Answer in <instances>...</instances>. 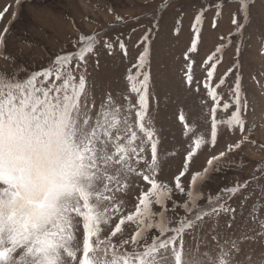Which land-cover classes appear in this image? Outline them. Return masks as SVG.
Here are the masks:
<instances>
[{
	"label": "snow or ice",
	"instance_id": "1",
	"mask_svg": "<svg viewBox=\"0 0 264 264\" xmlns=\"http://www.w3.org/2000/svg\"><path fill=\"white\" fill-rule=\"evenodd\" d=\"M15 3L19 7L22 0ZM257 6L264 9V0H233L230 35L221 34L218 46L198 62L205 21L218 30L225 3L204 0L198 5L175 95H161L152 70L153 33L158 36L160 29L155 12L173 8L172 0L159 5L146 0L142 7L153 10L155 21L150 26L141 25L142 16L115 15L116 23L135 25L133 34L143 29L135 41L128 33H80L71 51L58 53L39 70L20 69L25 74L17 72V65L30 53L21 49L5 55L11 23L0 28V57L11 65L0 71V264H264V216L250 211V230L239 231L237 225L239 210L248 203L247 184L209 197L205 209L182 186L188 163L175 177L174 188L158 180L160 154L167 151L162 147L163 126L158 127L162 108L187 107L189 100L198 99L205 123L210 124L212 147L222 130L239 133L236 142L207 160L209 167L191 175L192 186L251 141L243 37ZM7 12V6L0 11V21ZM173 34L177 39L182 34L175 24ZM236 38L239 44H234ZM128 42L137 49L134 58ZM228 49L232 62L218 74ZM101 52L118 57L121 64L131 61L122 77L123 88L97 94L90 77L101 67ZM256 83L264 93V82ZM179 122L189 145L186 161L191 162L208 141L197 136L193 147L196 133L183 112ZM137 180L147 190L140 191L134 211L124 215L123 198ZM174 191L186 194L187 202L179 205L184 214L175 220L168 216L166 222V201ZM237 196L241 202L233 206L229 198ZM176 208L174 204L171 211ZM126 225L134 226L130 236L125 235ZM153 229L157 235L149 240Z\"/></svg>",
	"mask_w": 264,
	"mask_h": 264
},
{
	"label": "rangeland",
	"instance_id": "2",
	"mask_svg": "<svg viewBox=\"0 0 264 264\" xmlns=\"http://www.w3.org/2000/svg\"><path fill=\"white\" fill-rule=\"evenodd\" d=\"M168 0H154V4L167 3ZM204 0H172L173 8L167 10H157L155 21H159V35L153 33L154 48L152 58V70L156 77L157 88L161 95L172 93L175 95L180 79V69L183 64V53L188 45L191 35L190 25L194 22L193 14L197 11L198 5ZM146 0H22L17 7L15 0H0V11L7 6L8 12L4 21H0V28L5 23H11V30L7 34L8 47L5 55L9 52H16L23 49L30 56H26L23 62L18 63L17 72L20 69L39 70L46 66L48 61L54 59L58 53L71 51L72 41L80 33L92 34L97 31L108 33L115 37L117 33H128L132 35V40L143 32L142 28L136 33L131 32L134 24L125 26L123 23H116L115 15L123 17L142 16L141 25L150 26L153 21V10H145L142 6ZM225 7L223 15L218 17L219 29L213 30L206 20L203 27V43L200 47L197 61L203 60L218 46V37L221 34L230 35L229 13L233 7V0H224ZM111 9L112 11H109ZM16 13V19L12 21V14ZM182 21V23H178ZM251 27L248 28L243 40L245 51L243 55V85L248 95L251 108L247 117L246 128L250 129L251 141H245L242 149L235 153L228 154L226 162L219 168L211 167L206 178L199 181L196 186L191 184V175L202 171L207 165V160L213 155H217L224 150L228 144L236 142L239 133L221 131L218 134V142L215 147L210 144V124L205 123L202 109L198 99L188 101L187 107H176L175 105L162 108L158 127L163 126L165 139L163 149L167 150L160 154L161 168L158 169V180L174 188L175 177L184 170L183 166L188 163L189 174L181 177L182 186L187 191H192L198 197L197 205L200 208L208 207V198L216 195H224V189L236 186L237 184H247L245 196L248 203L245 208L240 209L242 217L238 219L239 231L250 230L248 224V214L254 211L257 216H264V93L261 92L256 80L264 82V9L257 6L253 9ZM181 28L182 34L175 38L173 26ZM234 44L240 43V38L234 39ZM129 51L135 57L137 49L132 42H128ZM226 48L228 46L226 45ZM233 52L228 49L224 57L223 66L218 68V74L223 73L231 64ZM131 61L121 64L119 58H111L103 52L100 55L101 67L93 72L90 81L99 94L105 88H123L122 77ZM11 65L0 57V71L9 70ZM91 71V69H90ZM197 75H201L200 69H196ZM256 79H253V78ZM203 111H206L204 109ZM183 112L186 122L192 131L196 133L192 136V146L197 136H203L207 145L202 146L193 157V161H186L185 148L189 145L185 143L186 137L181 132L183 127L179 122V115ZM223 115L221 110L218 116ZM189 135H192L189 132ZM175 155H168V152ZM139 185L137 187L136 185ZM141 190H147L143 181L137 180L123 198L122 211L126 215L134 211L138 202L137 197ZM186 201V194H179L174 191L171 200L166 201L169 212L166 214L173 220L178 215H183V210L179 205ZM241 200L229 198V203L235 206ZM174 204L176 211L171 209ZM159 212L158 206H153ZM128 231L126 236H130L134 226L126 225ZM157 235L155 229L148 233L151 240ZM195 243V241H190ZM256 252L260 254L259 246Z\"/></svg>",
	"mask_w": 264,
	"mask_h": 264
}]
</instances>
